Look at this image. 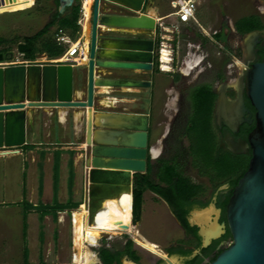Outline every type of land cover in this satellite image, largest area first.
Instances as JSON below:
<instances>
[{
    "label": "water",
    "instance_id": "water-1",
    "mask_svg": "<svg viewBox=\"0 0 264 264\" xmlns=\"http://www.w3.org/2000/svg\"><path fill=\"white\" fill-rule=\"evenodd\" d=\"M57 1L58 14L75 5V0ZM112 5L125 9L129 14L102 10ZM152 5L151 0H93L87 21L85 92L80 98L73 93L71 66L30 64L0 67V149L20 147L25 143L26 109L84 111V144L89 147L90 154L84 163L87 168L84 202L89 225L95 222L103 201L118 198L123 192L132 194L133 176L144 174L147 156L156 159L147 150L148 115L94 111V95L99 86L126 90L150 87L146 80L98 77L96 69L141 72L153 69L152 40L128 39L115 34L124 30L154 31L155 16L147 11ZM107 33L115 36L101 39V35ZM106 42L114 43L116 52L126 54L114 58L101 57ZM245 93L255 110V127L248 137L251 157L227 201L224 222L218 224L220 209L213 204L192 210L187 218L188 226L197 228L200 249H206L223 234L225 226L228 229L230 244L209 264H264V59L246 70ZM223 99L221 94L220 106ZM239 103L242 106L241 101ZM96 116L102 117H99L101 123H95ZM204 202L207 205L209 201ZM132 244L135 251V242ZM197 253L195 250L192 255ZM180 260V256L170 255L164 257L161 264H180ZM121 264L139 263L122 257Z\"/></svg>",
    "mask_w": 264,
    "mask_h": 264
},
{
    "label": "rangeland",
    "instance_id": "rangeland-1",
    "mask_svg": "<svg viewBox=\"0 0 264 264\" xmlns=\"http://www.w3.org/2000/svg\"><path fill=\"white\" fill-rule=\"evenodd\" d=\"M32 6L25 10L5 12L0 14V37L12 42L0 46V50H6L5 55L7 58L1 59L0 62L15 63L16 66H28V65H38V66H48V65H67L70 63L64 62L59 63L54 60H49L45 55H38L33 63H26L22 56L17 52V45L21 42L23 37L32 36L37 31H39L49 20L48 14L52 11V5L48 0H34ZM172 1V0H170ZM196 2V0H194ZM225 2L228 7L234 12L237 11L238 16L246 14L248 11V0H201L200 14L198 16V24L205 32L209 26H212V21L210 20V15L207 13L208 4H216L217 2ZM80 0L78 1V3ZM161 7V13L163 15L169 14L172 10L170 8L169 0H154V6ZM212 22V23H211ZM166 31L161 36L165 49L173 48L172 52V62L168 65L167 72L150 73L140 78H148L151 83V89L137 88V89H109L107 92H99L96 101L97 104L94 107L95 113H143L150 115V118L155 123L160 117L159 114L163 111L162 106L164 102L171 103L175 95L173 90L169 87L171 83V78L176 76L178 72L184 73L185 63L193 59L197 54L207 55L210 61H213V51L209 48L208 40H206L203 47L204 50H198L196 43H199V38L196 34H199V27L194 24H190L188 29L184 25H179L176 30L171 28L169 21L166 20ZM54 28H52L48 35L52 36ZM87 36H89V25L87 26ZM116 34V33H115ZM114 33L102 34L103 38H112L115 36ZM129 34V33H128ZM117 36H120L117 33ZM141 34L130 33L128 36L122 35L120 37L128 39H142ZM84 33L83 29L80 28V34L77 39H81V43L84 44ZM201 41V40H200ZM158 45V44H157ZM156 42L154 46V52H156ZM156 56V55H155ZM156 58V57H155ZM154 64V63H153ZM13 67V66H8ZM72 80L77 78L76 74L79 72V68L71 67ZM107 70V69H106ZM109 75L115 76V72L108 69ZM120 73L130 77L131 79L137 77L135 74L141 71H119ZM198 69H190L189 73L186 74L187 77L183 80L187 82L201 83L205 78H197ZM84 73V71H83ZM121 74V75H122ZM105 76L107 74L105 73ZM123 76V75H122ZM178 76V75H177ZM178 79L179 76H178ZM175 81V80H174ZM182 81V80H181ZM185 81V82H186ZM179 86V83L176 84ZM164 89L167 94L164 95ZM125 90V91H124ZM171 90V91H170ZM172 92V93H171ZM74 97V95H73ZM103 97V98H102ZM104 100H112L111 105L104 104ZM101 104V105H100ZM54 110V109H51ZM68 113V120L66 123V128L64 132H58L55 121L47 122L49 126L50 136L46 139V145L49 148L48 154H52V148H57L59 151L67 148V153L65 156L61 157V160H70L71 164L73 160L76 161L78 167L79 176V190L75 197L70 199V201L58 202L57 199L43 203L40 199L39 205H49L53 206L54 203L65 204L70 202V206L75 208H70L56 214L55 217L48 214V217L43 221V233L44 238L47 242L41 246V243H37L36 236L38 233V220L36 221V216L34 214H29L27 217V263L36 264L37 261H41L45 264H74V245H73V214L82 211L80 205L84 204V197L86 192V173L87 168L85 166V159L90 157L89 147L84 144V133L79 138H74L71 136V129L69 125L71 124L72 112L76 109H64ZM77 114V113H76ZM41 117L42 115L39 114ZM39 116V118H41ZM76 118V115L74 116ZM77 120V118H76ZM78 121L82 124L85 129L86 115L81 113ZM156 132V133H155ZM157 134L156 130L153 129V135ZM151 137V133H150ZM41 139V138H40ZM193 140L195 141L194 137ZM44 141V140H43ZM46 146V147H47ZM154 146L153 140L150 143V149ZM7 155L6 152H3ZM9 154V153H8ZM44 156V153H43ZM53 156V155H50ZM51 159V157L49 158ZM50 164V160H49ZM194 180V173L188 175ZM19 179L23 178V174L18 175ZM17 181V183H20ZM196 182V181H195ZM48 193V192H46ZM13 195L16 199H19V188L13 189ZM26 196L23 194L22 202L19 203L17 208L13 209L12 205L3 204L0 206V220L4 219V226L10 229V241L0 242V264H23L22 262V249L25 246V241L22 239V212L23 206H32L28 203ZM205 201V199H203ZM7 203V198L5 202ZM5 208H9L7 211ZM86 210V208H85ZM38 214V213H37ZM47 216V215H46ZM38 219V216H37ZM59 221V223H58ZM132 223V222H131ZM42 225V224H41ZM132 225V224H131ZM55 230V240L51 238L52 232ZM133 232V233H132ZM140 233V234H139ZM136 234V235H135ZM129 236L132 242H135V253L138 257L139 264H153V261L157 258L166 257L165 250L171 246L175 241L182 238L181 230L176 225L171 213L167 207L155 200L148 191H145L142 195V205L140 210V216L137 222L133 223V229L129 232H119V234L109 235L101 234L95 245L89 246L84 244L83 252H88L93 255V260L96 264H99L96 254L101 246H107L114 249H121L122 243ZM135 236V237H134ZM8 237V236H7ZM43 238V234H41ZM147 240L157 246V253H151L150 250L144 249L141 246V240ZM53 240V241H52ZM35 242L37 244H35ZM39 244V245H38ZM46 244V245H45ZM92 263V264H95Z\"/></svg>",
    "mask_w": 264,
    "mask_h": 264
},
{
    "label": "flooded vegetation",
    "instance_id": "flooded-vegetation-1",
    "mask_svg": "<svg viewBox=\"0 0 264 264\" xmlns=\"http://www.w3.org/2000/svg\"><path fill=\"white\" fill-rule=\"evenodd\" d=\"M78 1L79 0H75V4ZM88 1L90 3L93 2V0ZM34 2L35 1L33 0L31 6ZM48 2L53 7L52 11L48 14V22H50L53 15L58 13V1L57 4L56 0H48L47 3ZM169 2L171 1L169 0ZM195 3L196 7L194 15L196 20H198L197 18L200 14L201 0H196ZM108 8H111L108 13L122 15L129 14L128 11L118 6L112 5ZM247 8L248 11L245 12L246 14L238 16L237 11L234 12L231 10L224 1L217 2L216 4H208L206 10L210 15V20L213 23L211 22L212 26L207 28L208 32H205L202 27L199 26V24L197 25L199 27V34L196 35L197 38H199V43H196V45H198V50H204L205 47L203 46L206 44L203 43V40H208V44L210 43L209 48H211L213 51V61H210L206 54H197L200 59L194 68L198 69L196 80L199 79L198 77H201L205 78L204 81H201V83H197L196 81L187 82L186 80H183L187 77V75L178 72L176 75H178L180 79L174 81L172 77L171 83L169 85L175 95L171 103L166 104L164 102L162 106L163 111L159 114L160 117L155 123L150 118V115L146 114L149 117L147 150L151 151L150 143L152 140L154 142L152 149L158 150V153L155 156L156 159L152 160L150 159V156H147L149 159V164L153 165L157 160L164 162L170 161L171 163H174L175 161V163L181 168L184 177H186L191 183L199 185L202 188V192L198 193V195L192 200L195 202H204L203 199H205V201H209L204 207L213 204L215 208L220 209L216 206V202L218 197L222 199V195L226 193L228 185L225 183L213 189V182L208 177L200 176L197 169H195L192 165V158L188 154L190 140L187 127L189 126L188 121L192 115L191 102L188 95L190 89L197 85L209 84L211 86L212 91L215 94L210 116V130L212 142L214 144V152L219 155L228 152L234 156L247 157L249 161L251 157V149L248 144V137L255 127V110L246 97L245 74L248 68L255 64L261 63L264 59V0H248ZM65 11L62 14H64ZM249 17L255 19V27L247 32L239 33L236 29V24L239 20ZM189 25L190 24H187V29ZM119 35L128 36L129 34L124 32L119 33ZM217 35H221L223 38L221 49H219V47L216 45L217 41L215 36ZM141 38L145 39L144 34L141 36ZM155 55L156 52L154 53V57H156ZM155 60L156 58L153 59V63ZM122 79L131 78L123 75ZM149 82L150 87L146 89H151L152 87L150 80ZM177 83H179V86H176ZM165 94H167V92L164 89V95ZM221 94L223 95L224 99L222 105L220 106L219 104ZM240 101L242 106L239 105ZM156 128L157 134L153 135V129L156 130ZM192 172L194 173L193 178L196 182L192 181L193 179L188 176ZM152 180L156 181L154 177ZM221 187L224 188L219 190ZM147 191L155 200L163 203L167 207L176 225L181 230L182 238L175 241L167 248V250L174 249L176 251H191L188 256H180V264H191V261L197 257H199L201 260L200 264H209L213 261L211 260L213 256L221 253L230 244L231 238L228 233V229L225 226L223 229L224 233L221 234L216 240L212 241L206 248L208 249L213 247V250L210 252L209 256L206 257L202 252V250L206 249H200L201 239L197 236V228L195 226L190 227L191 229L195 230L194 234L185 230V228L173 215L171 208L167 205V203L157 194L149 190ZM204 207H192L193 209L191 210L189 208L187 211L186 222L192 210ZM224 219L225 209H220L217 221L218 224L224 222ZM127 241L132 242L129 236H127L126 240L122 243L121 249L119 250L124 249ZM101 247H105L110 250H117L107 246ZM195 250L198 251V253L192 255V252ZM166 254V257L170 256L168 252H166ZM96 256L98 258L99 264H102L99 260L98 253ZM163 258L164 257L155 259L153 264L163 263Z\"/></svg>",
    "mask_w": 264,
    "mask_h": 264
},
{
    "label": "trees",
    "instance_id": "trees-1",
    "mask_svg": "<svg viewBox=\"0 0 264 264\" xmlns=\"http://www.w3.org/2000/svg\"><path fill=\"white\" fill-rule=\"evenodd\" d=\"M79 10L80 5L77 2L72 8L67 9L64 14L60 15L55 13L52 20L47 22L32 36L23 37L16 48L23 60L33 62L38 55L42 54L49 60L60 58L64 54L66 47L58 45L55 42V35L61 31L71 41H75L79 37L80 27L77 25V20L80 17ZM254 22V18H243L236 24V29L239 33L247 32L255 27ZM52 28H54V32L50 36L48 34ZM215 39L218 43L223 42L221 35L215 36ZM10 42L12 41L0 37V46H4ZM205 42L206 40L204 39L203 43ZM5 51L0 50L1 59L7 58ZM153 72H159L156 62L153 66ZM177 79L178 76H174V80ZM188 96L191 102L192 113L188 121L189 126L187 127L190 140L188 154L191 156L192 165L197 169L198 174L208 177L213 182V189L225 183L228 185V189L222 195V199L218 197L216 202V206L224 210L234 186L247 169L248 158L234 156L228 152L220 155L214 152V144L210 130V116L215 94L211 86L209 84L197 85L190 89ZM153 177L156 181L152 180ZM147 190L161 197L171 208L173 215L185 230L194 234L195 230L191 229L186 222L187 211L194 204L204 207L206 202H195L192 200L198 193L202 192V188L199 185L191 183L184 177L181 168L175 161L171 163L170 161L164 162L157 160L155 164L150 165L149 159L147 158L145 173L135 174L133 176L131 194L132 224L139 219L142 195ZM75 207L70 206V202L65 204L54 203L53 206L39 204L36 206L24 205L21 227L23 241H25L26 216L28 211L35 210L38 213V220L41 221L45 215L51 214L54 218L58 212ZM212 250L213 247L202 250V252L207 257ZM166 252L169 255L188 256L191 251L168 249ZM217 255L213 256L211 260H214ZM98 257L102 264H121L122 257H126L134 263H137L139 260L135 251L132 249L131 241H127L123 250H110L105 247H100L98 249ZM200 261V258L197 257L191 261V264H200ZM22 262L23 264H27V250L25 247L22 249Z\"/></svg>",
    "mask_w": 264,
    "mask_h": 264
},
{
    "label": "crops",
    "instance_id": "crops-1",
    "mask_svg": "<svg viewBox=\"0 0 264 264\" xmlns=\"http://www.w3.org/2000/svg\"><path fill=\"white\" fill-rule=\"evenodd\" d=\"M151 9L154 10L155 21L163 19L164 23L166 20L169 21L170 25H175V19L170 17L169 14L163 15L161 13L160 6H154V0ZM109 7V6H108ZM103 7V11H109L111 8ZM155 22V23H156ZM189 24L198 25V20L195 22H191ZM176 26V25H175ZM187 26V25H184ZM198 27V26H197ZM157 28L151 32H135L136 34H144L145 39L152 40L155 46V42L158 41ZM122 33H134L131 31H121ZM120 31L118 33H121ZM117 34V32H115ZM158 44V43H156ZM83 53V51H81ZM154 56V53H153ZM155 58V57H154ZM27 62V61H25ZM34 62V61H33ZM155 63V61H154ZM71 67L79 68V72L76 74L77 78L73 81V93L78 95V98L83 96L85 92V83H86V67L84 64H81L80 61L77 64L70 63ZM84 71V73H83ZM108 69H96V75L98 77H106L105 73L108 77L112 78H120L122 79V72L120 70H111L115 72V76H111ZM153 73V70L147 72H140L135 74L137 77L133 78L134 80H146L149 79L146 77L140 78L139 76H143L146 74ZM122 74V75H121ZM79 94H78V93ZM98 91L95 90L94 95V104H97L96 97L98 95ZM63 113L62 119L60 117V110H51V109H26L25 111V143L20 147L15 148H3L0 149V154L2 152H10L7 155H0V206H4L8 204V206L12 205L13 209L17 208L19 203L23 200V194L26 196L24 199L28 201V203L32 204V206H36L39 204L40 199H42L43 203L50 202L52 200L57 199L58 202L62 203L63 201H70V199L74 198L75 195L78 194L79 190V176H78V167L76 165V161L73 160L72 164L70 160H61V157L65 156L66 149L63 151L57 150V148H52V154H48L49 148L46 145V139L49 138V126L46 124L50 121H55L56 127L59 130L58 132H64L66 128V123L68 120V112L66 110H61ZM76 113H84L83 110H75L71 115V124L69 128L71 129V136L74 138H79L85 132L82 124L76 120L74 117ZM41 114L42 117L39 115ZM143 114V113H142ZM81 115V114H80ZM39 116L41 118H39ZM41 138V139H40ZM44 140V141H43ZM47 146V147H46ZM44 153V156H43ZM58 154V155H57ZM53 155V156H50ZM51 157V159H49ZM50 160V164H49ZM23 174L22 182L19 181L18 175ZM19 181L20 183H17ZM15 190L17 187L19 188V199H16L13 195V189ZM48 192V193H46ZM5 198H7V203L5 202ZM24 201V200H23ZM4 204V205H3ZM6 206V205H5ZM7 211H10L9 208H5ZM61 213V212H58ZM57 213V215H58ZM29 214H34L37 219V212L35 210H30L27 212V216ZM48 215L44 216L42 222L39 224L38 222V233L36 236L37 243H41V246L47 242L46 238H44L43 229V221L46 219ZM59 223V221H58ZM4 219L0 220V242L2 241H10V229L7 226H4ZM42 224V225H41ZM43 234V238L41 237ZM22 235V234H21ZM8 236V237H7ZM55 230L52 232L51 238L55 240ZM27 240V217H26V230H25V248ZM52 240V241H53ZM35 242V244H37ZM39 245V244H38ZM46 245V244H45ZM28 264V263H27ZM36 264H45L41 261H37Z\"/></svg>",
    "mask_w": 264,
    "mask_h": 264
},
{
    "label": "bare ground",
    "instance_id": "bare-ground-1",
    "mask_svg": "<svg viewBox=\"0 0 264 264\" xmlns=\"http://www.w3.org/2000/svg\"><path fill=\"white\" fill-rule=\"evenodd\" d=\"M33 0H1L0 1V14L5 12H13V11H21L29 8L32 4ZM88 4L90 2L86 0V5H84L85 13H88ZM149 14L154 15V10L150 7L147 8ZM88 17L86 18V21ZM83 24L82 29L84 33V44L83 45V58L79 61L81 64H85L87 62L86 55H87V44H88V36H87V26L88 23ZM134 32V31H131ZM135 33V32H134ZM100 56L103 58H114L116 56H124L126 53L123 52H116V45L112 42H106ZM167 52L165 50L161 51V60H166ZM192 67L191 62L185 63L184 73L188 74ZM109 87L102 85L99 86L97 91L98 92H107ZM132 90V89H131ZM125 91V90H124ZM78 93V92H77ZM79 94V93H78ZM103 98V97H102ZM104 104L111 105L113 103L112 100H104ZM101 105V104H100ZM63 112L60 110L59 114L62 119ZM81 113H77L76 118L80 117ZM96 116L95 123H101L102 117ZM104 119V118H103ZM158 153L157 149H151V156L155 157ZM5 154L1 153L0 155ZM8 154V153H6ZM87 202V197H86ZM131 203L132 198L129 192H123L118 198L107 199L103 201L101 208L98 210V214L95 216V222L92 224H88L87 216L88 213L85 210L86 204L84 202L83 205H80L82 211L79 213L73 214V245L75 248L74 255H73V263L74 264H92L95 263L93 260L94 257L90 253L83 252L84 244L89 246H93L96 244L99 236L101 234H119V232H129L133 229L131 225ZM133 233V232H132ZM140 234V233H139ZM136 235V234H135ZM135 237V236H134ZM141 246L144 249L150 250L151 253H157V246L150 241L141 240ZM96 264V263H95Z\"/></svg>",
    "mask_w": 264,
    "mask_h": 264
},
{
    "label": "built area",
    "instance_id": "built-area-1",
    "mask_svg": "<svg viewBox=\"0 0 264 264\" xmlns=\"http://www.w3.org/2000/svg\"><path fill=\"white\" fill-rule=\"evenodd\" d=\"M92 3L88 4V13H85L84 5H86V0H80L79 5H80V17L77 20V25L82 28L83 24L86 21V18L90 16V11L92 7ZM196 3L194 0H172L170 2V8H171V13L169 14L170 17H173L176 22L175 25H170L171 28L176 30L179 25H187L191 22L196 23V18L194 15ZM88 21V20H87ZM156 22V21H155ZM155 28H157V34H158V45H157V50H156V63H157V68L159 72H167L166 68L168 65L172 62V52L173 48L165 49L163 42L161 40V36H163V33L166 31V24L164 23V20H158L155 23ZM80 34V33H79ZM55 42L58 45L65 46V52L64 54L56 59V62L59 63H72V64H77V62L83 58V53H81L83 49V45L81 43V39H76L75 41H71V39L64 34L63 32L59 31L55 35ZM216 45L221 49V43L216 42ZM198 49V45H197ZM165 50L167 52L166 55V60L167 61H162L161 60V51ZM200 57L195 56L193 59L189 60L191 62L192 67L191 69H194L196 65L198 64ZM28 64L33 63V62H26ZM17 64L15 63H8V62H0V67H8V66H16Z\"/></svg>",
    "mask_w": 264,
    "mask_h": 264
}]
</instances>
